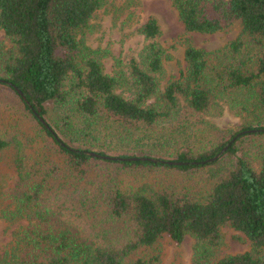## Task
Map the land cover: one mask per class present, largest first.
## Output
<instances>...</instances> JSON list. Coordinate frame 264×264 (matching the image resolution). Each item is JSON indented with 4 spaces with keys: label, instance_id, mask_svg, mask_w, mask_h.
Returning a JSON list of instances; mask_svg holds the SVG:
<instances>
[{
    "label": "trees",
    "instance_id": "16d2710c",
    "mask_svg": "<svg viewBox=\"0 0 264 264\" xmlns=\"http://www.w3.org/2000/svg\"><path fill=\"white\" fill-rule=\"evenodd\" d=\"M171 1L189 33L243 29L216 51L189 44L186 72L164 85L155 18L109 73L89 43L107 0H0V153L14 151L17 175L3 214L30 222L0 264H161L165 235L194 240L191 264H264V0ZM224 108L246 119L239 130L210 120ZM117 170L201 178L183 193L128 192ZM224 227L251 249L214 260Z\"/></svg>",
    "mask_w": 264,
    "mask_h": 264
},
{
    "label": "rangeland",
    "instance_id": "374dc122",
    "mask_svg": "<svg viewBox=\"0 0 264 264\" xmlns=\"http://www.w3.org/2000/svg\"><path fill=\"white\" fill-rule=\"evenodd\" d=\"M150 18L158 21L162 32L160 40L171 56L165 63L164 85L179 79L186 72L184 53L189 44L208 52L216 51L240 37L243 29L242 23L238 21L230 28L215 34L189 33L180 21L171 0H107L105 8L94 19V31L89 36L90 45L106 55L107 72L115 70L116 61L120 60L124 64L142 49L145 41L139 30ZM0 45L4 48L11 46L2 30ZM209 118L219 128L232 131L239 130L246 122L245 118L231 115L227 108H224L221 117ZM116 176L123 189L128 192L155 189L183 193L186 189L194 190L201 178L193 179L168 170H147L140 173L117 170ZM16 183L15 153L9 149L0 153V259L14 245L15 235L30 225L26 218L9 221L3 214L5 209L11 210L10 212L15 210L14 206L5 201V197ZM222 232L224 244L214 260L242 254L251 249L249 240L242 233L230 227H224ZM194 244L191 237L179 244L165 235L158 245L161 264H191Z\"/></svg>",
    "mask_w": 264,
    "mask_h": 264
},
{
    "label": "water",
    "instance_id": "95a60500",
    "mask_svg": "<svg viewBox=\"0 0 264 264\" xmlns=\"http://www.w3.org/2000/svg\"><path fill=\"white\" fill-rule=\"evenodd\" d=\"M17 91H18V93H19V94L25 99V97L23 96L22 92H21L20 90H17ZM41 122L45 124V122H44L43 119L41 120ZM47 127H48V126H47ZM252 132H255V131H247V132H242V133H240L235 139H233V140L231 141V143H229V145H228L227 147H225V148L223 149V151H222L219 155H217L216 157H214V158L208 160V162H214V161L218 160V159H219V158H220V157H221V156H222V155L228 150V148L232 145V143L236 141V139H237L239 136H241V135H243V134H245V133H252ZM89 155H90V156H93V157H98V158H100V159H112V160H117V158H111V157H107V156L99 155V154L94 153V152L89 153ZM127 160H133V161H137V160H143V161H145V160H149V161H153V162H158V160H156V159H151V158H131V159H127ZM163 163H167V164H170V165H181V164H182V163H176V162H164V161H163Z\"/></svg>",
    "mask_w": 264,
    "mask_h": 264
}]
</instances>
